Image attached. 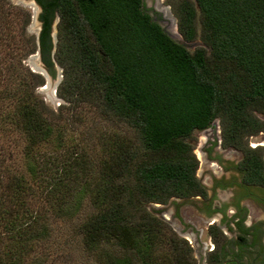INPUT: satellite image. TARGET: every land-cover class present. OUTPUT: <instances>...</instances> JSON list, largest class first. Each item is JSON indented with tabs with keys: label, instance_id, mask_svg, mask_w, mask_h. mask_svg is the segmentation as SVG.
Returning <instances> with one entry per match:
<instances>
[{
	"label": "trees",
	"instance_id": "1",
	"mask_svg": "<svg viewBox=\"0 0 264 264\" xmlns=\"http://www.w3.org/2000/svg\"><path fill=\"white\" fill-rule=\"evenodd\" d=\"M34 1L38 43L28 35L22 56L37 49L50 74L53 63L61 68L56 94L64 107L94 109L132 136L98 133L95 164L73 140L63 153L40 157L41 146L61 145L63 123L35 93L41 75L6 64L0 131L19 134L25 162L4 174L0 159V264H44L49 217L70 219L83 199L92 211L76 227L97 263L195 264L187 241L147 205L204 194L189 139L214 118L220 145L240 152L244 178L264 182L262 147L247 145L248 135L264 130L257 116L264 114V0H175L180 37L201 42L192 49L172 39L141 0Z\"/></svg>",
	"mask_w": 264,
	"mask_h": 264
},
{
	"label": "rangeland",
	"instance_id": "2",
	"mask_svg": "<svg viewBox=\"0 0 264 264\" xmlns=\"http://www.w3.org/2000/svg\"><path fill=\"white\" fill-rule=\"evenodd\" d=\"M3 1V9H6L5 30H7V38L4 41L5 43L0 44V70L3 71V67L6 64H11L17 66L20 71L23 70L24 66L29 71L41 75L42 83L35 87V93L51 109L53 113L51 116L61 122V124L63 123L64 126L61 145L57 147L49 143L41 146L38 149L39 153L41 152L40 157L45 159L46 157L63 153V148H68L70 141L73 140L83 145L85 154H89L95 164V158L98 157L100 152L99 138L96 136L98 133L105 134L115 131L128 136H132V133L126 131L127 129L122 122L117 121L115 118L105 117L94 109L88 111L84 108L82 110L80 108L70 110V108L64 107L66 102L56 94V87L61 79V68L53 63V73L50 74L43 64L44 70L33 67L34 65L29 61V55L35 53L36 49L22 56L26 49L25 38L28 35L33 36L36 44L37 21L34 16L33 4L29 3V0ZM174 1L141 0L144 10L172 39L182 43L186 48L192 49L194 46L200 45L201 42L197 38L191 41H183L180 37L176 29V17L171 5ZM25 13H28L26 22H24ZM50 36L52 43H54L55 25L50 29ZM45 83H47L45 90L54 91V96L49 97L42 88ZM257 116L264 121V114L257 113ZM219 139L217 118H214L208 127L191 132L189 142L197 160L195 176L202 182L208 183L212 177V172L217 173L220 169L218 168V166H221L220 164L228 166L239 157L238 151L231 147L223 149L218 145ZM208 142H214V147H209ZM247 145L250 147H262L264 165V130L248 135ZM22 147L23 140L15 131H0V159L5 167L4 174L23 170L25 158L22 154ZM214 157H217L220 163ZM147 206L156 216L162 218L176 235L183 237L191 245L195 264H206L207 251L201 241L202 243L205 242L208 237L205 228L207 222L195 212L194 205H191L188 200L175 199L174 203H172L168 199L163 204L151 203ZM91 211L92 209L87 200L83 199L76 213L70 219L49 217V235L46 241L41 243V249L39 250L40 253H44L43 255H46V253L48 255L44 264H99L91 254L85 252L82 248L80 235L76 227L85 214ZM175 212L177 215L172 216ZM188 219L193 223V226L190 227ZM191 235H194L195 241Z\"/></svg>",
	"mask_w": 264,
	"mask_h": 264
},
{
	"label": "flooded vegetation",
	"instance_id": "3",
	"mask_svg": "<svg viewBox=\"0 0 264 264\" xmlns=\"http://www.w3.org/2000/svg\"><path fill=\"white\" fill-rule=\"evenodd\" d=\"M213 144L208 142L211 148ZM240 157L239 152L233 163L220 164L208 183L197 177L204 194L169 198L172 203L175 199L188 200L206 220L208 237L205 242L201 241L207 251L206 264H264V182L244 178L246 171L236 165ZM214 159L219 162L217 157ZM261 173L264 174L263 160ZM188 224L193 226L189 219ZM191 237L195 241L194 235Z\"/></svg>",
	"mask_w": 264,
	"mask_h": 264
},
{
	"label": "water",
	"instance_id": "4",
	"mask_svg": "<svg viewBox=\"0 0 264 264\" xmlns=\"http://www.w3.org/2000/svg\"><path fill=\"white\" fill-rule=\"evenodd\" d=\"M29 3H32L33 6H34V16H35V19L37 21V32H38V29H39V26H40V21L37 19V14H38V11H39L40 7L34 0H29ZM56 21H57V16H55L54 19L51 22V29L54 27ZM51 35H52V33H51ZM35 42H36V45H37V43H38V41H37V33H36V37H35ZM29 61H30V63H32V65H34L33 67H37V69L44 70V67H43L42 62H41V60L39 58V54H38V50L37 49H36L35 53L29 55ZM46 86H47V83H45L42 88L45 90ZM45 91H46V93L48 94L49 97L54 96L53 95L54 91L50 92V89L45 90Z\"/></svg>",
	"mask_w": 264,
	"mask_h": 264
}]
</instances>
